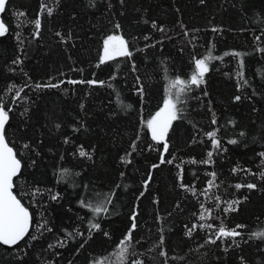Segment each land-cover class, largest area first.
Masks as SVG:
<instances>
[{
    "label": "trees",
    "instance_id": "obj_1",
    "mask_svg": "<svg viewBox=\"0 0 264 264\" xmlns=\"http://www.w3.org/2000/svg\"><path fill=\"white\" fill-rule=\"evenodd\" d=\"M43 2L54 9V15L44 16L39 38L33 37L31 21L41 0H10L2 14L9 25V35L0 37V102L12 108L7 138L14 142L23 165V176L17 178L14 191L33 213L34 223L47 221L52 232L45 231L41 236L39 231H33L40 239L32 241L31 246L21 242L19 253L0 246V264H91L93 260L130 264L133 256L143 258L145 264H164V258L159 256L161 249L156 247L161 228L164 250L169 254L167 264H241V256L246 264H264V240L252 235L264 232V191L234 187L236 183L264 182L231 172L237 165L255 172L261 170L258 153L264 151V54L256 48L264 47V43L254 38L264 29V0H205L203 4L200 0ZM18 12L26 15L18 16ZM153 21L166 32L153 29ZM116 23L121 25L118 30L114 28ZM212 27L221 31L213 33ZM56 32L65 36L71 32L72 39L62 43ZM113 33L129 41L134 57L117 58L97 68L103 39ZM17 34L23 43L18 42ZM145 36L151 39L145 40ZM209 51L213 57L232 51L245 54L243 71L248 83L239 81L243 86L238 88L239 58L229 55L223 60L213 59L206 84L180 96L178 107L183 119L173 123L169 154L165 156L174 163L152 170L151 165L159 163L162 145L152 142L143 121L163 106L165 89L172 79L190 76L192 57L202 58ZM18 56L22 65L12 63ZM133 62L136 71L132 70ZM137 77L146 87L143 101L136 92ZM69 79L104 80L112 87L72 85L67 83ZM61 81L64 83L58 88H35L37 83ZM13 85L15 88L9 91ZM21 87L24 90L15 99V91ZM236 95L242 97L241 101H234ZM213 112L217 125H211ZM73 127L80 130L74 132ZM214 128L219 129L218 138L228 150L216 154L211 167L192 164L193 158H206L210 142L204 133ZM241 131L245 136L239 135ZM65 138L72 143L65 144ZM228 139H238L240 143L230 145ZM133 142L137 144L135 151L131 148ZM23 143L30 144L33 150H22ZM79 145L92 153L91 160L78 156ZM129 152L132 163L125 165L121 157ZM182 161L184 183L194 185L198 192L209 179L207 173L217 172L220 187L212 190V198H197L179 187L176 165ZM64 169L69 175L61 178ZM150 172L151 183L140 197ZM35 188L43 194L28 195ZM49 190L61 193V199L52 201ZM111 192L116 194L110 206L112 215L103 222L110 236L93 233L89 238L91 213L78 201L84 197L95 202L97 194ZM215 196L239 200L240 211L224 216L216 207ZM201 202L216 217L203 223L219 224L223 219L229 227L245 225L241 230L243 239L237 238L239 247L232 241L204 244L203 230L191 239L184 235L186 224L198 222L196 214ZM133 210L139 213L134 233L139 243L134 245L135 253L130 250L122 260L119 242L130 227ZM66 233L73 235L69 238ZM58 241H66V247L48 249L49 244ZM21 255L22 260L18 259Z\"/></svg>",
    "mask_w": 264,
    "mask_h": 264
},
{
    "label": "snow or ice",
    "instance_id": "obj_2",
    "mask_svg": "<svg viewBox=\"0 0 264 264\" xmlns=\"http://www.w3.org/2000/svg\"><path fill=\"white\" fill-rule=\"evenodd\" d=\"M205 0H200V3L203 4ZM10 0H0V14H3L7 11L9 7ZM120 3L123 4L124 0H120ZM57 4H59V0H57ZM109 7L111 5L109 4ZM243 10V8H242ZM18 16H25L26 13L18 12ZM52 17L54 15V9L49 7L47 3H44L41 0L39 4V11L31 21L34 26L33 37L39 38L42 29V23L44 16ZM148 23V21H145ZM121 25L116 23L114 25L115 29H120ZM151 27L156 29L159 32L165 33L166 29L163 26H158L154 21L151 23ZM199 31V30H197ZM211 31L213 33H219L221 31L220 28L212 27ZM185 35H188V31L185 30ZM9 35V25L6 24L4 19L0 18V37H5ZM55 35L60 38L62 43H68L72 39V34L69 32L66 36L60 32H56ZM264 37V29L261 30L260 35L255 36V41L259 43H264L262 40ZM145 40L151 39L150 36H145ZM17 40L19 43H23L20 40L19 34H17ZM157 43H162V41H157ZM155 47L156 45H151ZM147 47V45H146ZM136 51H143V49H137ZM256 51L259 53L264 54V47H257ZM233 56L238 59V63L240 65V70L237 73L239 77L238 80V88L246 85L248 83L247 80L244 79V67H245V60L242 54L237 51L232 52H225L223 56H216L213 57L211 51L202 58H197L196 56L192 57V67H191V74L187 79H183L180 76H176L175 79H172L166 89H165V97L163 99V106L159 108L158 111L155 112L154 115L151 116L150 119L143 121V127L148 130L150 133V138L155 145H162V152L159 157L158 164H152V170H155L163 164H173L174 159H166V154H169V133L173 129V123L175 121L183 119L182 116V109L178 107L180 104V96L182 93L186 91H191L194 88L199 89L202 85L206 84V77L210 72V62L215 60H223L224 56ZM134 57V51L131 49L129 41L125 39L122 34H109L103 39L102 43V50L98 58V63L96 64L97 68H100L103 65H108L110 62L116 60L117 58H124L127 60H132ZM14 65H22L23 60L18 56L15 60L12 61ZM132 70L136 71V65L133 62ZM79 71H83L79 69ZM115 79V77H112ZM137 80V95L143 101V98L146 95V87L140 82V77L136 78ZM239 81H243V85L239 83ZM64 83L61 81L60 83H45L35 84L36 89H53L60 87V84ZM68 84L76 85V84H87L90 87L99 86V87H112L110 83L106 85L104 80H97V79H88V80H75L69 79L67 80ZM15 88V85L9 88V91H12ZM176 90L173 92V90ZM23 88H19L15 91V99L20 98L21 92H23ZM204 95H207V92H204ZM234 101L239 102L241 101L242 97L240 95L234 96ZM210 103V102H209ZM130 108L131 105H128ZM83 108V105H81ZM12 111L11 107L5 106L3 102H0V246H4L8 249H13L17 253L21 251V242L24 243L26 246H31L32 241H37L40 239V236L33 234V231H39L40 235L42 236L45 231L52 232V228L48 226V222L44 221L43 223H34L33 213L30 212L29 207H26L24 203H22V197L18 198V195L14 191L17 187L16 181L17 178L23 176V165L22 160L18 158V153L15 148L14 142H10L7 138V127L9 126L10 122V112ZM27 111V110H26ZM209 111L211 108L209 107ZM218 121L215 117V113H212L211 125H217ZM233 123V122H230ZM56 128L59 129L60 125L57 124ZM80 129L77 127H73L74 132H78ZM219 129L214 128L211 131H207L204 135L207 137V140L210 142V150L206 153V158L202 160H196L193 158L190 162L192 164H201L208 167H211L215 164L214 156L218 153L226 152L228 149L224 147L220 138H218ZM241 137L245 136V133L241 131L239 133ZM139 139V137H137ZM65 144H70L72 141L69 138H65ZM240 141L238 139H228L227 144L230 145H237ZM137 144L133 142L131 148L133 151L136 150ZM22 150L32 151V146L28 143H23L21 145ZM150 150L152 146H149ZM78 156L81 158H85L88 160L92 159V153L85 149L84 145H79L77 148ZM38 154V153H37ZM132 155L131 152L127 153L124 157H121V162L125 165L131 164L132 160L129 157ZM261 170L259 172L252 171L248 168H243L237 165L231 169L233 175H237L238 173H244L245 175H251L254 178H258L261 182H264V151L258 153ZM181 164L176 165L178 169V176L177 180L179 182V187L183 189L185 192H190L193 196L197 198L199 196H204L206 198H212L210 194L212 193L213 189H218L220 184L217 183L218 175L215 171H210L207 173L209 179H207L205 186L202 191L198 192L194 185H189L184 183V169ZM35 164V161H33ZM65 175H69L67 169H64L61 173V178ZM123 176V173H121ZM152 176L151 172L148 175V178L143 182L144 191L140 193V197H143L145 192L148 190L149 185L151 183ZM87 188V185L84 186ZM119 187V185H117ZM234 187L237 190L242 188H246L249 191H264V183L258 185L255 182H245V183H236ZM50 199L52 201H59L61 199V193L55 192L52 193L50 190ZM41 190L39 188H35L31 193L33 197L37 195H42ZM115 192H111L107 195H100L97 194V198L95 202L87 198H80L78 204L81 208L87 209L91 213V218L88 221L89 228V238L93 233H100L105 237H109L110 233L105 230L104 220L109 218L112 213L110 212V206L113 203V199L115 198ZM247 197H245L246 199ZM139 199V197L137 198ZM216 201V207L227 216L229 213H237L240 211L238 205L240 204L239 200H222L220 196L214 197ZM154 203H159L158 200H154ZM177 208L180 207L179 204L176 206ZM139 213L135 210L132 211L129 219L131 221L130 227H128L125 232L123 233V238L120 240V255L121 259L124 260L129 254L130 250L132 253H135V244H138L139 241L135 239L134 233L137 230V217ZM197 215L196 223L186 224L184 226L185 232L184 235L189 239L193 238L194 233L197 231L203 230L205 231L206 239L204 244H212L217 245V242H226L232 241L236 247H239V243L237 242V238L243 239V232L241 231L245 225L243 224H236L235 227H229L226 223H224L223 219L220 220L219 224L215 223H203L209 219H216L212 215L211 209L205 207L204 203H200V212ZM209 230H211L209 232ZM164 229H160V235L158 237V243L156 244L157 248H160L161 251L159 252V256L164 258V264H167L168 259V251L164 250L165 246V237L163 235ZM66 235L71 238L72 233H66ZM83 235V233H80ZM257 239L264 240V232L260 233H253ZM83 244L80 245L83 248ZM204 245H200L203 247ZM229 245L228 247H230ZM63 248L66 247V241H58L56 244H49L48 249H55V248ZM228 247L225 248V251L228 250ZM24 255H27L25 252ZM56 255H59L57 252ZM18 259H23V256H18ZM241 264H246L245 258L241 256L240 258ZM49 264H55V262L50 261ZM91 264H105L104 260H93ZM130 264H145L143 258H133L130 260Z\"/></svg>",
    "mask_w": 264,
    "mask_h": 264
},
{
    "label": "water",
    "instance_id": "obj_3",
    "mask_svg": "<svg viewBox=\"0 0 264 264\" xmlns=\"http://www.w3.org/2000/svg\"><path fill=\"white\" fill-rule=\"evenodd\" d=\"M0 18H2V14H0ZM3 19V18H2Z\"/></svg>",
    "mask_w": 264,
    "mask_h": 264
}]
</instances>
